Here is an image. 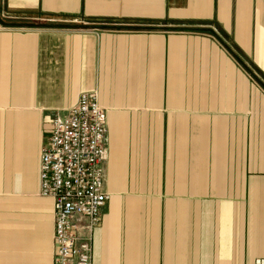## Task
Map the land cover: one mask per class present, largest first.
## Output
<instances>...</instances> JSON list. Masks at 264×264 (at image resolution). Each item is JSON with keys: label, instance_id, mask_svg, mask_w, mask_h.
<instances>
[{"label": "crops", "instance_id": "crops-1", "mask_svg": "<svg viewBox=\"0 0 264 264\" xmlns=\"http://www.w3.org/2000/svg\"><path fill=\"white\" fill-rule=\"evenodd\" d=\"M83 92L92 264H264V0H0V264H54L40 151Z\"/></svg>", "mask_w": 264, "mask_h": 264}, {"label": "built area", "instance_id": "built-area-1", "mask_svg": "<svg viewBox=\"0 0 264 264\" xmlns=\"http://www.w3.org/2000/svg\"><path fill=\"white\" fill-rule=\"evenodd\" d=\"M106 111L95 92L81 93L65 118L52 121L40 151L39 195L54 201V264H92L93 235L109 195L103 192Z\"/></svg>", "mask_w": 264, "mask_h": 264}, {"label": "rangeland", "instance_id": "rangeland-1", "mask_svg": "<svg viewBox=\"0 0 264 264\" xmlns=\"http://www.w3.org/2000/svg\"><path fill=\"white\" fill-rule=\"evenodd\" d=\"M52 121H53V120H49V121H47V124H48L49 127L52 126Z\"/></svg>", "mask_w": 264, "mask_h": 264}]
</instances>
